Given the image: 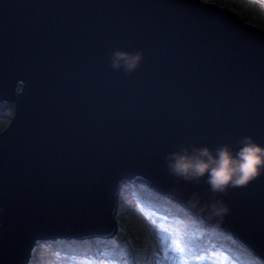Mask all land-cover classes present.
Listing matches in <instances>:
<instances>
[{"label": "water", "instance_id": "1", "mask_svg": "<svg viewBox=\"0 0 264 264\" xmlns=\"http://www.w3.org/2000/svg\"><path fill=\"white\" fill-rule=\"evenodd\" d=\"M144 54L130 74L110 52ZM0 264L113 236L124 187L173 202L264 263V172L213 193L168 168L184 144L264 145V30L203 0H0ZM199 197V206L189 201ZM222 200L229 210L205 206ZM203 209V210H202Z\"/></svg>", "mask_w": 264, "mask_h": 264}, {"label": "rangeland", "instance_id": "2", "mask_svg": "<svg viewBox=\"0 0 264 264\" xmlns=\"http://www.w3.org/2000/svg\"><path fill=\"white\" fill-rule=\"evenodd\" d=\"M216 3L219 7H227L236 12L246 24L264 30V8L252 0H203ZM14 113L11 104H0V132L8 125ZM144 183H138L141 192L133 191L130 186L120 190L114 212L116 231L113 236H94L83 239H58L55 242H40L33 249L27 264H85L93 261L117 260L118 264H157L163 259L158 228H166L171 235L174 229H187L195 236V244L199 254L205 256L206 264H257L256 261L245 260L246 255L238 254L236 248L232 253L226 252L221 243L229 246L227 234L219 230L217 223L204 220L168 204H157L150 195L143 193ZM152 201H147L146 199ZM153 202V203H152ZM166 217L167 219H164ZM107 242L105 248L100 241ZM215 253V256L211 255Z\"/></svg>", "mask_w": 264, "mask_h": 264}, {"label": "clouds", "instance_id": "3", "mask_svg": "<svg viewBox=\"0 0 264 264\" xmlns=\"http://www.w3.org/2000/svg\"><path fill=\"white\" fill-rule=\"evenodd\" d=\"M111 66L125 74L135 71L142 63V50L135 53L110 52ZM169 171L185 180L199 181L206 178L213 193L225 192L229 187L248 184L264 172V145L251 137H244L238 148L222 144L215 149L207 145L184 144L169 154ZM189 204L199 206V197H193ZM212 215H223L229 208L222 200L205 206ZM203 210V209H202Z\"/></svg>", "mask_w": 264, "mask_h": 264}, {"label": "snow or ice", "instance_id": "4", "mask_svg": "<svg viewBox=\"0 0 264 264\" xmlns=\"http://www.w3.org/2000/svg\"><path fill=\"white\" fill-rule=\"evenodd\" d=\"M252 2L259 3L264 8V0H252ZM157 231L160 233L159 239L163 251V259H158L157 264H206L205 256L199 254L193 233L187 229H174L169 235L168 230L163 227L158 228ZM211 255L215 256V253ZM85 264H94V262L87 261ZM100 264H118V261L113 259L101 261Z\"/></svg>", "mask_w": 264, "mask_h": 264}, {"label": "bare ground", "instance_id": "5", "mask_svg": "<svg viewBox=\"0 0 264 264\" xmlns=\"http://www.w3.org/2000/svg\"><path fill=\"white\" fill-rule=\"evenodd\" d=\"M133 187V186H132ZM133 191H136L137 193H139V192H141V190L139 189V188H137V187H133V188H131ZM142 191H145V190H142ZM153 201L154 202H157V204L159 203H161V204H168V205H170L171 207H174V208H178V209H182L183 210V208L181 207V206H179V205H177V206H173V202H168V201H166V200H161V199H155V198H153ZM100 241V240H99ZM97 244H102L105 248H109L110 247V245H108V243L107 242H104V241H100L99 243H97Z\"/></svg>", "mask_w": 264, "mask_h": 264}, {"label": "trees", "instance_id": "6", "mask_svg": "<svg viewBox=\"0 0 264 264\" xmlns=\"http://www.w3.org/2000/svg\"><path fill=\"white\" fill-rule=\"evenodd\" d=\"M144 193V192H143ZM146 194V193H145ZM147 201H148V199H146ZM153 203V202H152ZM250 259H252V260H254V261H256L257 262V264H263L262 262H260L258 259H256V258H250Z\"/></svg>", "mask_w": 264, "mask_h": 264}]
</instances>
